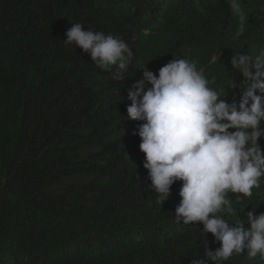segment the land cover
<instances>
[{
    "label": "trees",
    "instance_id": "16d2710c",
    "mask_svg": "<svg viewBox=\"0 0 264 264\" xmlns=\"http://www.w3.org/2000/svg\"><path fill=\"white\" fill-rule=\"evenodd\" d=\"M71 23L128 44L124 80L63 42ZM216 50L204 73L231 96L230 79H244L232 56L264 52V0H0V264H192L219 248L202 223H177L176 206L153 199L143 169L131 180L119 164L126 126L143 123L127 118L143 68H201ZM252 191L229 193L234 211L220 215L235 225L246 210L264 213V178ZM223 264L264 261L234 254Z\"/></svg>",
    "mask_w": 264,
    "mask_h": 264
},
{
    "label": "clouds",
    "instance_id": "9594fccd",
    "mask_svg": "<svg viewBox=\"0 0 264 264\" xmlns=\"http://www.w3.org/2000/svg\"><path fill=\"white\" fill-rule=\"evenodd\" d=\"M71 25L63 42L90 54L101 70L115 66L113 78L124 80L133 57L128 44L102 31L84 30L81 23ZM221 55L216 50L201 68L187 59L169 61L158 75L143 68L142 78L127 92V118L143 123L126 126L131 144L120 156L124 174L133 180L140 174L136 169H143L153 199L176 206L177 223H202L201 231L221 245L214 251L206 247L192 264H223L234 254L264 261V213L246 210L235 225L220 215L234 211L229 193L240 194L238 200L251 197L264 178V151L258 143L264 137V52L232 56L233 70L244 79L239 84L230 79L228 88H238L231 96L213 89L212 78L204 73ZM145 179L135 197L142 195ZM176 181H182L180 190L171 188ZM158 216L166 218L162 209Z\"/></svg>",
    "mask_w": 264,
    "mask_h": 264
}]
</instances>
